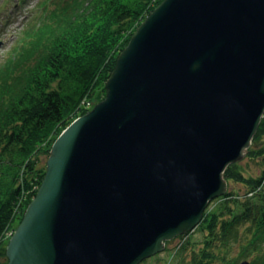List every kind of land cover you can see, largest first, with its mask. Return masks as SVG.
Listing matches in <instances>:
<instances>
[{
	"label": "water",
	"instance_id": "water-1",
	"mask_svg": "<svg viewBox=\"0 0 264 264\" xmlns=\"http://www.w3.org/2000/svg\"><path fill=\"white\" fill-rule=\"evenodd\" d=\"M104 89L53 142L7 264H140L199 224L264 114V0H163Z\"/></svg>",
	"mask_w": 264,
	"mask_h": 264
},
{
	"label": "trees",
	"instance_id": "trees-1",
	"mask_svg": "<svg viewBox=\"0 0 264 264\" xmlns=\"http://www.w3.org/2000/svg\"><path fill=\"white\" fill-rule=\"evenodd\" d=\"M161 1L48 0L26 24L0 68V259L5 233L16 228L44 177L40 158L87 112L83 100L94 105L104 98L118 53ZM246 157L264 161V114ZM236 167L228 166L224 178L247 192L215 200L196 227L201 238L179 236L168 264H236L250 257V264H264V170L245 178ZM234 243L239 251L228 258Z\"/></svg>",
	"mask_w": 264,
	"mask_h": 264
},
{
	"label": "rangeland",
	"instance_id": "rangeland-1",
	"mask_svg": "<svg viewBox=\"0 0 264 264\" xmlns=\"http://www.w3.org/2000/svg\"><path fill=\"white\" fill-rule=\"evenodd\" d=\"M43 0H23L19 3L18 0H0V68L5 64V60L10 55L12 49L18 45V41L23 31V28L29 22H35L39 17L40 9L39 4ZM46 157H41L39 165H44ZM236 169L240 171L243 177H259L264 170V161L260 159H250L244 157L240 162L236 163ZM227 191L242 198L247 192L245 185L235 182H229ZM216 201H211L208 205V209L215 207ZM17 222L13 224L15 227ZM17 227V226H16ZM13 230H10V234ZM6 237H9V235ZM190 235L193 239L198 240L201 238L200 232L195 228ZM181 239L175 238L169 242H166L164 251L157 254L147 260H144L140 264H168L171 258V254L174 249L180 244ZM242 243V242H241ZM239 251L237 243H234L227 253V257L231 258L235 256ZM262 253L264 254V244L262 246ZM253 257L248 258L251 260ZM2 259H0L1 261ZM242 260H238L236 264H239Z\"/></svg>",
	"mask_w": 264,
	"mask_h": 264
}]
</instances>
